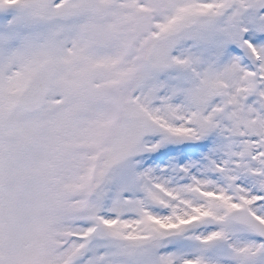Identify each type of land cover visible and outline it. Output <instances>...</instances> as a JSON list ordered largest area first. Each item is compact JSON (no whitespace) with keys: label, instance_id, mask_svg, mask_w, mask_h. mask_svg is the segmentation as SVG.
<instances>
[{"label":"snow or ice","instance_id":"obj_1","mask_svg":"<svg viewBox=\"0 0 264 264\" xmlns=\"http://www.w3.org/2000/svg\"><path fill=\"white\" fill-rule=\"evenodd\" d=\"M0 264H264V0H0Z\"/></svg>","mask_w":264,"mask_h":264}]
</instances>
